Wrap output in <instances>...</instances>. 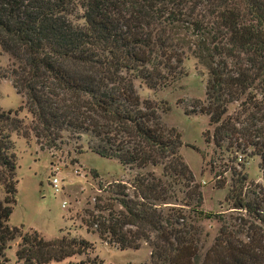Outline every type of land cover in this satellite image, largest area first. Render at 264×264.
<instances>
[{"label":"trees","instance_id":"16d2710c","mask_svg":"<svg viewBox=\"0 0 264 264\" xmlns=\"http://www.w3.org/2000/svg\"><path fill=\"white\" fill-rule=\"evenodd\" d=\"M0 51L10 58L0 77L23 99L16 111L0 109V264H8L4 250L15 238L14 264H96L63 263L91 249L82 238L45 240L7 224L17 182L11 134L54 148L64 133L86 137L90 151L121 166L160 168L102 188L109 196H94L88 231L119 250L147 243L149 264H197L191 221L215 214L199 208L180 134L133 87L134 80L149 89L171 85L187 57L206 71L194 111L206 115L213 145L258 157L264 180V0H0ZM22 107L28 125L17 116ZM242 188L243 178L233 180L226 199L253 220L246 240L223 232L199 264H264V189L249 191L250 199Z\"/></svg>","mask_w":264,"mask_h":264},{"label":"rangeland","instance_id":"374dc122","mask_svg":"<svg viewBox=\"0 0 264 264\" xmlns=\"http://www.w3.org/2000/svg\"><path fill=\"white\" fill-rule=\"evenodd\" d=\"M73 22H81L74 20ZM10 64L8 55L0 51V73ZM182 75L165 88L149 89L138 80L133 87L140 100L148 99L157 107L162 123L180 134L179 154L200 185L202 201L200 210L215 214L210 219L193 218L197 228L199 253L197 264L216 238L228 232L233 240L245 241L246 228L252 218L242 210L233 208L227 200L230 186L235 179L243 178L242 192L264 189V180L258 168L259 158L245 156L230 145L221 148L213 145L212 126L206 115L197 113L194 105L204 101L206 71L192 57L181 63ZM23 99L16 94L8 78L0 77V109L16 111ZM168 110L161 112L162 107ZM237 109V103L227 106V114ZM17 116L29 124L31 116L22 107ZM206 132V135L204 136ZM207 138V140H206ZM15 155L16 192L7 224L21 232L34 230L43 239L50 240L68 234L88 241L91 249L83 255H74L63 261H94L96 264H149L150 247L140 242L138 249L119 250L100 240L83 224L85 211H93V198H108L107 188L114 181L128 183L136 174L146 171L160 172V168L145 169L121 166L115 159L100 157L89 150L86 137H67L62 134L54 148L40 147L30 135L24 139L11 134ZM56 184V191L53 187ZM220 183H223L219 187ZM130 193V189H128ZM264 194V192H263ZM3 192L0 188V199ZM252 199V195L249 196ZM185 212L188 211L185 209ZM19 239L6 243L4 256L8 264H14V252Z\"/></svg>","mask_w":264,"mask_h":264},{"label":"built area","instance_id":"2783aa9c","mask_svg":"<svg viewBox=\"0 0 264 264\" xmlns=\"http://www.w3.org/2000/svg\"><path fill=\"white\" fill-rule=\"evenodd\" d=\"M53 187H54V190L56 191L57 189H56V184H55V181H53Z\"/></svg>","mask_w":264,"mask_h":264}]
</instances>
